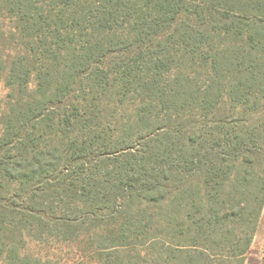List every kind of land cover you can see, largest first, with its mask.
<instances>
[{"label": "trees", "instance_id": "obj_1", "mask_svg": "<svg viewBox=\"0 0 264 264\" xmlns=\"http://www.w3.org/2000/svg\"><path fill=\"white\" fill-rule=\"evenodd\" d=\"M0 264H244L264 208V0H0Z\"/></svg>", "mask_w": 264, "mask_h": 264}, {"label": "rangeland", "instance_id": "obj_2", "mask_svg": "<svg viewBox=\"0 0 264 264\" xmlns=\"http://www.w3.org/2000/svg\"><path fill=\"white\" fill-rule=\"evenodd\" d=\"M8 89L5 82L0 84V102L5 99ZM26 248L31 253H40L61 264H75L83 257V244H58L51 247L39 246L37 243H29ZM244 264H264V208L259 219L258 227L247 253Z\"/></svg>", "mask_w": 264, "mask_h": 264}]
</instances>
